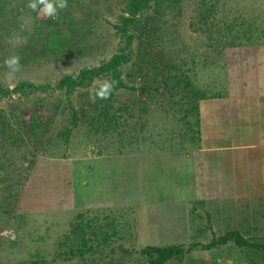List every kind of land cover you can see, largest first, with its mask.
I'll list each match as a JSON object with an SVG mask.
<instances>
[{
    "label": "rangeland",
    "instance_id": "1",
    "mask_svg": "<svg viewBox=\"0 0 264 264\" xmlns=\"http://www.w3.org/2000/svg\"><path fill=\"white\" fill-rule=\"evenodd\" d=\"M200 1L181 0L180 14L175 10L166 18L167 50L169 54L179 53L178 62L183 60L188 68L193 69L192 78L196 86L204 90H224L235 76L247 73V58L260 54L258 48L264 46V0H207L214 2L217 8L210 22L213 39L208 34L194 31L191 25L196 23L195 11ZM28 4L29 0H18V4L10 8L13 15L9 19L14 24L25 22L33 31L35 17L24 11L29 8ZM124 4V0H83L68 10L76 22L89 20L92 25L87 44L80 45L83 49L89 47L88 51L81 54L65 51L58 57L49 55L37 59L20 66L12 81L6 79L9 69L5 64L0 67V83L7 88L13 89L22 81L42 87L37 91L0 98V112L18 106L28 125L51 118L48 125H41L35 133L29 134L25 128L17 141L0 147V264H145L147 259L140 255V251L146 245H160L166 241L178 245L184 242L186 248L192 244L199 245L191 254L169 264H249L253 257L251 252L233 244L209 251L201 248L215 236L208 230L205 219L198 222L201 229L193 236L182 228H167L168 223L161 222L159 216L163 209L150 204V199L144 194L152 184L148 190L150 197L154 198L151 193L156 195L155 201L167 197L166 184H160L158 177L150 183L143 174L153 166H156L160 177L163 172H168L171 190H186H182V184L178 182L182 177L179 171L174 172L172 168L163 170L165 161L146 159L151 156L149 153L180 151L178 139L170 143L171 135L180 131L179 123L175 127L174 122L181 115L170 108L177 98L162 96L151 100L146 94L136 92L140 101L150 102L148 113L138 116L137 111H141L137 107L133 111L136 116L128 121L127 127L118 131L117 128H111L109 132L101 130L97 134L88 120H82L68 141L59 136L66 127H71L70 104L79 113L87 111L93 115L87 107V95L102 84V80L96 79L92 87L75 90L70 97L56 86L62 77H77L82 70L98 67L118 52L123 41L113 25L118 23ZM239 16L245 18L244 22H237L241 26L237 31L242 33V40L235 41H241L242 45H228L223 53L216 51L217 37L223 44L235 38L236 34L230 35L225 31ZM36 17L42 22H48L50 18L41 11ZM42 22L39 27L43 26ZM254 27L257 28L254 30L256 42L248 44L244 37L246 30ZM11 51L10 43L0 34V55L6 60L12 56ZM236 61L240 62L238 68ZM127 72L125 70L122 75L124 81L130 85L142 84L136 77H128ZM128 95V91L120 90L116 94V102L126 101ZM117 114L123 115L121 111ZM174 117L177 118L174 120ZM142 123L146 128H140ZM151 141L156 145L151 146ZM250 204L253 208L252 202ZM251 211H254L251 218L256 220L252 221L254 229L264 235V218L258 216L254 209ZM80 213L89 219L98 218L93 226L99 240L104 232L105 216L115 220L113 229L120 232L119 237H114L107 245H99L97 241L95 252L83 262L79 258L70 261L57 255L61 252L59 243L72 232ZM237 223L232 222V225ZM226 224L230 225V222L224 226ZM244 230L249 229L242 228ZM121 248L133 254L126 255Z\"/></svg>",
    "mask_w": 264,
    "mask_h": 264
},
{
    "label": "trees",
    "instance_id": "2",
    "mask_svg": "<svg viewBox=\"0 0 264 264\" xmlns=\"http://www.w3.org/2000/svg\"><path fill=\"white\" fill-rule=\"evenodd\" d=\"M180 1L124 0L123 12L118 16V23L113 25L123 41L118 52L100 66L82 70L77 77L70 75L62 77L56 86L58 89L64 90L66 95L70 97L75 90L92 87L95 80L99 79L102 80V84L105 81L114 82L111 95L108 99H90V94L98 91L102 84L88 93L87 107L93 111V115L87 113V111L79 113L70 104L69 107L72 111L71 127H66L63 132L59 133L61 138L68 141L73 130L79 126L82 120H88V124L97 134L101 130L109 132L111 128H117L118 131V129L127 127L128 121L136 116L133 111L137 107L141 111V113L137 111L138 116L142 117L145 113H148L150 102L140 101L135 95L137 92L146 94L151 100L162 96L177 98L176 101L171 103L170 108L181 115L176 120L177 117H174V125L176 127L179 123L180 126L177 127L180 131H176L175 134L171 135L170 141L172 142L170 143L176 142L175 140L178 139L180 149H186L190 145L193 147L199 145L201 139L199 103L201 100L220 95V93L213 90V88L204 90L200 86H196L192 78L193 69L188 68L183 60L178 62L179 53H168L164 22L167 21V17L173 15L175 10L178 11V15L180 14L178 8ZM82 2L83 0H67L68 7L64 10L58 9L56 18H49L48 22H42L36 17L42 6H39L36 11L30 8L25 9V13L30 12L36 20L35 29L32 31L27 23L20 21L19 24H14L15 22L11 23V19H9L13 15L10 8L13 4H18V0H0V34L8 42L11 40V54L20 57V66L40 58H46L49 55L58 57L65 51L70 54H81L90 49L89 47L83 49L80 45L87 44V37L92 33V25L89 24V20L76 22L68 12L75 4L79 5ZM216 9L214 2L201 0L195 11L196 23L191 24L194 31L208 34L210 39H213L214 34H212L213 30L210 22L217 13ZM238 21L244 22L245 18L236 17L233 19V24L226 27V33L236 34L233 40L223 44L218 37L215 39L218 49L216 51L223 53L228 45L231 47L242 45L241 41L236 43L242 38V33L237 31V27H241L238 26ZM40 22L43 23L42 27H39ZM254 30L257 31V28L246 30V36L244 37L247 39L248 44L256 42L254 41ZM4 62L5 59L0 55V67L5 64ZM125 70L128 71V77L132 75L136 77L135 79L140 80L142 84L136 86L124 81L122 75ZM40 88L42 87L27 81L20 82L13 89L0 83V98H8L11 95L27 91H37ZM120 90L128 91L129 95L126 101L118 103L116 102V94ZM119 111L123 115H118ZM49 122H51V118L37 120V122L28 125L23 120L18 106L12 107L10 111L2 110L0 112V147L17 141L19 135L21 137L22 131L26 130L25 128H28L29 134L35 133V130L41 125H48ZM140 128H146V124L142 123ZM122 134L125 135V131ZM128 138H131V136L128 135ZM150 143L151 146L156 145L153 144V141ZM76 219L77 223L72 232L66 235L58 245L61 251L57 254L59 257L65 256L70 261L77 258L82 262L87 261L88 255L95 252L97 241L99 245H107L114 237L120 235L119 230L113 229L116 225L115 220H109L107 216L104 217L105 222L102 228L104 232H102L101 240H99L98 233L95 232L96 229L93 226L99 221L96 216L89 219L85 214L80 213ZM108 230H110V233L107 232ZM92 234L94 236L91 237ZM100 241H102L101 244ZM230 244L251 252L253 257L248 262L249 264H264L263 237H247L238 231H229L224 235L214 236L207 246H201V248L209 251L215 248L227 247ZM198 247V244H192L187 248L183 245L147 246L140 251V255L147 259L145 264H169L172 261L183 259ZM121 250L126 255L133 254V252L124 248H121ZM254 258H257V260ZM118 264L123 263L119 262Z\"/></svg>",
    "mask_w": 264,
    "mask_h": 264
},
{
    "label": "crops",
    "instance_id": "3",
    "mask_svg": "<svg viewBox=\"0 0 264 264\" xmlns=\"http://www.w3.org/2000/svg\"><path fill=\"white\" fill-rule=\"evenodd\" d=\"M263 47L258 48L260 54L247 58L246 74L235 76L224 90L219 88L217 92L220 95L200 101L199 145H190L179 152L164 150L161 154L149 153L151 156L146 158L149 161H165L166 168L163 170L172 168L174 172L179 171L182 177L178 182L182 184V190L186 189L182 192L171 190L168 172H163L160 177L156 166L143 171L150 183L158 177L160 184L167 185V197L162 201H155L154 193H151L154 198L148 195L152 184L144 192L150 204L163 209V214L159 216L161 222L169 224L167 228H182L193 236L201 229L198 222L205 219L208 230L215 236L229 231H240L247 237L264 236L254 229L252 221L256 220L251 218L254 213L251 209L264 218ZM239 63L236 61L235 66ZM151 174L153 176L149 178ZM228 221L230 225L224 226ZM232 222L238 223L232 225ZM242 228L249 230L242 231ZM147 246L179 245L166 241L165 244Z\"/></svg>",
    "mask_w": 264,
    "mask_h": 264
},
{
    "label": "clouds",
    "instance_id": "4",
    "mask_svg": "<svg viewBox=\"0 0 264 264\" xmlns=\"http://www.w3.org/2000/svg\"><path fill=\"white\" fill-rule=\"evenodd\" d=\"M39 6H42L41 12L50 18H56L58 15V9L64 10L68 7L67 0H29L28 7L33 11H36ZM11 43V40L9 41ZM20 57L18 55H12L5 60V66L9 69L6 75L8 81H12L15 78V73L20 69ZM114 82L105 81L98 91L90 94V99L96 98L108 99L111 95Z\"/></svg>",
    "mask_w": 264,
    "mask_h": 264
}]
</instances>
